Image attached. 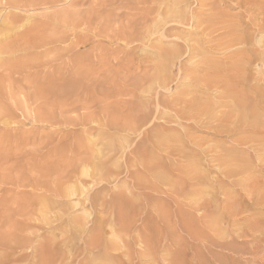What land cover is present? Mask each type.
<instances>
[{
	"label": "rangeland",
	"instance_id": "1",
	"mask_svg": "<svg viewBox=\"0 0 264 264\" xmlns=\"http://www.w3.org/2000/svg\"><path fill=\"white\" fill-rule=\"evenodd\" d=\"M0 1L9 25L0 36V243L22 237L35 252L17 264H156L145 260L151 247L157 264H264V74L247 70L256 105L238 126L230 107L240 85L223 86L222 103L181 76L186 41L199 37L190 19L144 36L164 18L157 0ZM223 1L228 22L250 23L264 41L254 30L264 0ZM181 6L187 17L199 9ZM175 42L183 55L159 84L156 67L167 62L157 55ZM200 97L228 116L189 115Z\"/></svg>",
	"mask_w": 264,
	"mask_h": 264
},
{
	"label": "bare ground",
	"instance_id": "2",
	"mask_svg": "<svg viewBox=\"0 0 264 264\" xmlns=\"http://www.w3.org/2000/svg\"><path fill=\"white\" fill-rule=\"evenodd\" d=\"M78 1V0H77ZM154 1V0H153ZM197 1V3L199 4V9L197 10H192L194 13L192 14L191 17H187V11L186 9H184L181 5L183 3H187L188 0H157L156 4H157V15L156 16H160V14L164 15V18H161V22H159L158 24H156V26H154L151 29L147 30V26L146 28V34L144 35L145 37H149L151 36L152 33H156L158 32L160 29L161 31V35L164 34V32H166V30L164 29L165 27L163 26L165 23L170 22V21H175V22H185L188 21L189 19L191 20L192 23H194L199 29L197 31V33L199 34L198 38H196V40H194L193 42H190L189 40H187L186 38V50L188 51V62L187 63H183L184 67H181V76L182 78H187L190 80H193L192 82L195 83L194 87H196V89L198 91H201L203 94H207V95H211L212 97H214L215 99H217L215 96H218L219 93L224 91V87L225 85H228L231 89H234V91L236 92L237 90L242 92L246 91L245 93L242 92V94H240L241 92H238L237 97H231L232 99V106L229 107L231 108L230 112L233 115V120L235 121V123H239L238 126L240 125H245V122L248 121L249 119V112L247 109V106L250 104H255V102L253 100H251V97L249 98L247 95L248 91V87H251L254 85L251 84L250 82L246 83L248 80L247 77L249 76H245L247 73V70H251L254 71L255 74L263 75L264 71H262L261 67H264V41H263V36H259L258 38L255 39V41L253 40L252 37V31L251 28L252 26L249 25L250 23H248L246 28H240V25L237 24V22L234 23H230L227 20V15L226 12H224V6L227 4V2H224L223 0H195ZM236 1V0H235ZM246 1V0H245ZM258 0H255V2H257ZM261 1V0H260ZM1 2V1H0ZM42 2V1H41ZM152 2V1H151ZM232 2V1H231ZM243 2V1H242ZM253 2V3H255ZM4 3H8V0H5ZM235 3V2H233ZM247 4V3H245ZM260 4V3H259ZM244 5V4H243ZM254 5V4H253ZM245 6V5H244ZM252 6V5H251ZM152 7V6H151ZM192 7V5H191ZM198 7V6H197ZM257 7V5H256ZM261 7L263 8L264 6L261 5ZM187 8V6H186ZM244 8V7H243ZM242 8V9H243ZM259 8V7H258ZM145 9V8H144ZM159 9L164 10L162 13L159 14ZM253 9V8H252ZM247 10V9H246ZM249 10V9H248ZM247 10V11H248ZM261 10V9H260ZM154 11V10H153ZM258 11V9H257ZM66 12V11H65ZM251 12V11H249ZM151 13V12H150ZM247 13V12H245ZM261 13V12H259ZM153 15H155L152 12ZM166 14V15H165ZM16 15V14H15ZM67 15V14H66ZM151 15V14H150ZM261 15V14H259ZM258 15V16H259ZM264 15V12H263ZM17 16V15H16ZM148 16V15H147ZM152 16V15H151ZM229 16V15H228ZM251 16V14L248 15V18ZM262 16V15H261ZM146 17V16H145ZM245 17V16H244ZM18 18V17H17ZM230 18V17H229ZM252 18V17H251ZM7 19V17H6ZM3 21V23H1L0 25V36L6 34L7 30H8V23H6L7 21ZM9 19L11 20V18L9 17ZM50 19V17L48 18V20ZM148 19V18H147ZM254 19V18H253ZM2 20V19H1ZM19 20V19H18ZM56 20V18H55ZM146 20V19H145ZM247 20V19H246ZM147 21V20H146ZM152 21V19H151ZM5 22V23H4ZM27 23V22H26ZM29 24V23H28ZM173 24V23H172ZM147 25V24H146ZM193 25V24H192ZM256 27L254 28L255 31H257V35L261 34L264 32V20H261L259 23H255ZM170 26V25H169ZM132 31V30H131ZM175 32V31H174ZM133 33V32H132ZM215 33V34H214ZM157 34V33H156ZM134 36V35H133ZM127 37V36H126ZM177 38L179 39H183V37H181L179 34L176 35ZM159 38V37H158ZM165 39V36L163 37ZM127 39V38H126ZM178 40V39H177ZM184 40V39H183ZM130 43V41H129ZM158 43V42H157ZM156 45V44H155ZM181 44L179 42H175L172 45H169V48L167 47V49L165 50V53H160L157 56L160 57L165 56V60L167 62L166 64H159L156 69H157V73H156V77L155 79L158 80V83L166 85L171 81V67L175 64L176 59H178L179 57H181L182 54V49H181ZM171 46V47H170ZM158 47V46H157ZM4 48V47H3ZM2 48V49H3ZM157 50V49H156ZM8 51V50H7ZM155 51V50H154ZM153 51V52H154ZM160 51V49H159ZM223 53L222 56H218L219 58L216 59L214 58L215 53L217 52ZM0 52H4V51H0ZM162 54V55H161ZM187 55V54H186ZM151 56V55H150ZM156 56V57H157ZM152 57V56H151ZM157 57V58H158ZM217 57V56H215ZM234 72H233V71ZM169 72V73H168ZM252 74V73H251ZM249 75V74H248ZM252 76V75H251ZM257 79L256 76H253ZM238 79V80H235ZM241 79V80H239ZM252 78H250L251 80ZM255 79V80H256ZM253 80V79H252ZM188 81V80H187ZM237 83H236V82ZM239 82V83H238ZM140 84V83H139ZM240 85L241 87H239L237 90L235 88H233V85ZM237 85V87H238ZM228 86H225V88L227 89ZM251 88H255V87H251ZM250 88V89H251ZM249 89V90H250ZM196 90V91H197ZM256 90V88H255ZM229 91V89H228ZM227 91V92H228ZM233 91V90H232ZM231 91V92H232ZM252 91V90H251ZM200 93V92H199ZM237 93V92H236ZM235 93V95H236ZM251 92L248 94L250 95ZM226 95H230V94H226L225 91V95L224 97H226ZM254 95V94H253ZM191 97H194L191 96ZM197 98V96H195ZM199 98V97H198ZM197 98V99H198ZM203 98V97H202ZM205 99V98H204ZM204 99H201L200 97V101H192L193 103L189 105L188 108V104L191 103L189 102L188 104H186L188 110L189 111V115L191 112L195 111H199L197 112L198 116L200 115L201 117V113L200 112H204L205 117H208V121L209 122H213V121H220V120H224L223 118H225L226 115L223 117L222 115H218L217 114V107L216 110L215 107L211 108L212 106L210 105H205L208 104L210 102V99H208L207 101H205ZM193 100H195L193 98ZM199 100V99H198ZM201 100H204V102H202ZM218 101H221V97L220 99H217ZM216 100V101H217ZM217 101V102H218ZM188 102V101H187ZM199 102H202L203 104H201V108H197L200 105L198 104ZM215 102V101H214ZM213 102H211L212 104ZM221 103V104H222ZM185 104V103H184ZM214 104V103H213ZM183 105V104H182ZM202 105L203 109H202ZM255 107V106H254ZM253 107V108H254ZM219 108V106H218ZM197 109V110H194ZM185 110V109H184ZM202 110V111H201ZM229 110V108H228ZM184 112V111H183ZM254 112V110L251 108V113ZM187 113V112H186ZM194 113H191L192 115ZM200 113V114H199ZM230 114V115H231ZM186 115V114H185ZM194 116V115H193ZM192 116V117H193ZM196 116V115H195ZM220 116V117H219ZM190 117V116H188ZM198 117V118H200ZM146 121L148 119V116L145 118V116L143 117ZM201 119V118H200ZM206 120V119H205ZM199 121V120H198ZM237 121V122H236ZM255 116H254V121L255 122ZM147 127V126H146ZM240 128V127H239ZM163 134V133H162ZM161 135V134H160ZM159 137V135L157 136ZM162 137V136H161ZM163 138V137H162ZM161 138V139H162ZM160 139V140H161ZM263 143V142H262ZM260 145V144H259ZM256 148V147H255ZM258 149V148H257ZM256 149V150H257ZM218 150V149H217ZM212 151V150H211ZM234 151V150H233ZM151 151H148V158L152 156ZM174 153V151H173ZM153 154H156L155 152ZM154 156V155H153ZM157 156V154H156ZM154 156V157H156ZM233 156L232 152H231V157ZM158 158V157H157ZM260 158V157H259ZM258 159V158H257ZM147 160V159H146ZM259 161V160H258ZM155 164V163H154ZM245 164V163H244ZM218 165V164H217ZM258 165V164H257ZM224 168V167H223ZM240 169L243 170V166L240 167ZM235 172V171H234ZM240 172H242L240 170ZM229 173V172H228ZM231 174V173H229ZM233 176V175H232ZM244 177V176H243ZM202 178V177H201ZM200 179V177H199ZM227 179V178H226ZM244 179L246 180V182H248V177H244ZM243 179V180H244ZM254 179V178H253ZM251 179L250 182L254 181ZM242 180V179H241ZM244 180V182H245ZM200 181V180H199ZM202 181V179H201ZM242 181H240L241 183ZM244 184V186L242 187H249L250 189H254L249 183ZM203 183V181H202ZM160 187V186H159ZM205 190V189H204ZM197 191L196 194L198 195L199 193H205V191ZM256 190V189H255ZM146 193V192H145ZM195 193V192H194ZM254 193V192H253ZM192 194V193H191ZM206 194V193H205ZM199 196V195H198ZM197 196V197H198ZM192 198H194L192 196ZM191 202V201H190ZM249 202V201H248ZM125 203V202H124ZM121 204H123V202H121ZM126 204V203H125ZM129 204V203H127ZM156 205V204H155ZM197 205V204H196ZM202 205V204H201ZM45 206V205H44ZM48 206V205H47ZM204 206V205H202ZM206 206V204H205ZM208 207V206H207ZM128 205H124L119 209L121 210H125V212H127ZM152 208V207H151ZM206 208V207H205ZM44 209H46V207H44ZM159 209V208H158ZM161 209V208H160ZM47 210V209H46ZM45 210V211H46ZM146 210V209H145ZM160 211V210H159ZM145 212V211H144ZM122 213L124 214V212L122 211ZM121 213V214H122ZM86 214V213H85ZM120 214V215H121ZM119 215V214H118ZM119 215V216H120ZM129 216V215H128ZM122 217V216H121ZM137 217V216H136ZM211 217V216H210ZM120 218V217H119ZM126 218V217H124ZM138 218V217H137ZM140 218V217H139ZM246 218V217H245ZM218 219V218H217ZM216 217H214V219L212 221H215ZM233 221V220H232ZM49 222V221H48ZM123 223V221H121ZM142 222V221H140ZM217 222V220H216ZM111 223V222H110ZM48 224V223H47ZM125 224V221H124ZM123 224V226H124ZM127 224V223H126ZM125 224V226H127ZM209 224H210V220H209ZM217 224V223H215ZM246 225V224H245ZM29 226V225H28ZM81 226V225H80ZM215 226V225H214ZM110 227V226H109ZM208 227V225H207ZM218 227V226H217ZM146 228V227H143ZM29 229V228H28ZM239 229V228H238ZM90 230V229H89ZM124 230V229H123ZM134 230V229H133ZM138 232L140 230H142V228H138L137 229ZM145 230V229H143ZM142 230V232H143ZM148 230V228H147ZM223 232V231H222ZM93 233V232H92ZM100 233V232H98ZM111 233V232H110ZM146 233V231L144 232ZM149 233V232H148ZM173 234V233H172ZM240 234V233H239ZM252 234V233H251ZM143 235V234H142ZM141 235V236H142ZM15 236V235H14ZM115 236V235H114ZM145 236V235H144ZM214 236V235H213ZM6 237V236H5ZM10 236H8L7 238H10ZM16 237V236H15ZM37 237V236H35ZM100 237V236H99ZM98 237V238H99ZM1 238V237H0ZM6 238V240H8ZM18 238V236H17ZM15 239L17 241H14V243L12 244L10 242V244H1L0 243V250L2 251H8L5 254V257L2 258L0 256V264H17L18 261H21L23 259H25L27 256L32 255L34 252V247H33V241H28L26 240L21 242L19 239ZM24 238V237H23ZM34 238V237H33ZM97 239L100 240V239ZM26 239V237H25ZM94 239V240H96ZM141 240L144 238H140ZM264 237L261 238V240H263ZM4 240V239H2ZM4 240V242L6 241ZM31 240V239H30ZM91 242L89 245L91 247V249L93 248V246L97 243V241ZM148 244L150 239L146 238ZM241 240V239H240ZM257 240V239H256ZM101 241V240H100ZM99 241V242H100ZM144 241V240H143ZM166 241V240H165ZM2 242V241H1ZM9 242V241H8ZM110 242V241H109ZM145 244L147 245L146 241H144ZM197 242V241H196ZM3 243V242H2ZM7 243V242H6ZM114 243V241H113ZM87 244V243H86ZM85 244V245H86ZM116 244V243H115ZM124 244V243H123ZM122 244V245H123ZM144 244V245H145ZM88 245V244H87ZM88 245V247H89ZM109 245V244H108ZM107 245V246H108ZM125 245V244H124ZM48 246V245H47ZM99 246V245H98ZM109 246H113L112 244ZM118 246V245H117ZM87 247V246H85ZM95 247V246H94ZM97 247V246H96ZM150 247V246H149ZM232 247V246H230ZM38 249V247H36ZM145 248V247H144ZM264 248V247H263ZM262 248V249H263ZM31 251V253H26L25 251ZM89 249V248H87ZM147 248H145L146 250ZM155 249V248H154ZM152 247L149 249V252H147L146 258L145 260H148L150 262H156L159 263L158 257L156 254H158ZM108 250V249H107ZM110 250V249H109ZM44 251H47L44 249ZM90 251V249L88 250ZM106 251V250H105ZM144 251V250H143ZM148 251V250H147ZM183 251V250H182ZM48 252V251H47ZM108 252V251H107ZM174 252V251H173ZM39 253V252H38ZM43 253V252H42ZM46 253V252H45ZM48 254V253H47ZM92 254V253H91ZM142 254H145L142 252ZM3 255V254H2ZM39 256V255H38ZM43 256V255H42ZM108 255H106L105 253L102 254L101 258H106ZM174 256V255H173ZM30 257V256H29ZM195 257H197V255L195 254ZM33 258V257H32ZM39 258V257H38ZM41 258V257H40ZM108 258V257H107ZM112 258V257H111ZM109 259V258H108ZM107 259V260H108ZM113 259V258H112ZM116 259V258H115ZM201 262L202 259L201 256H199L198 258ZM198 259L195 261V263L198 261ZM34 260V259H33ZM38 260V259H37ZM41 260V259H40ZM183 260H185V257L183 258ZM182 260V261H183ZM235 260V259H234ZM105 261V260H104ZM21 263V262H20ZM19 263V264H20ZM35 262H32V264H34ZM109 264V263H108ZM171 264H181L179 262V260H175L172 261ZM232 264H235V262H233Z\"/></svg>",
	"mask_w": 264,
	"mask_h": 264
}]
</instances>
